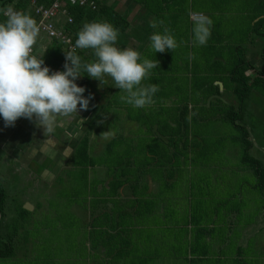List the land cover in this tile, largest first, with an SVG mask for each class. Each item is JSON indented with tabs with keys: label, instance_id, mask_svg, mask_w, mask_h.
I'll return each instance as SVG.
<instances>
[{
	"label": "rangeland",
	"instance_id": "obj_1",
	"mask_svg": "<svg viewBox=\"0 0 264 264\" xmlns=\"http://www.w3.org/2000/svg\"><path fill=\"white\" fill-rule=\"evenodd\" d=\"M224 19L226 25L223 23V26H221L223 28L227 27L228 31L223 32L231 34L236 40L243 37L242 34L247 32L241 29L240 26L243 24L239 21H235L238 23H235L236 26H232L231 21H233V18L225 15ZM150 54L145 52L143 60H151ZM200 58L201 61L197 64L196 76L201 82L208 72H228L234 67L227 57H223L224 60L217 67L216 63H212L208 56H200ZM188 64H179L177 71L174 70V81L160 89L162 94H172L177 101L190 98L188 93L181 91L182 86L189 80L188 92L194 91L191 99H200V96L195 94L196 89L193 87L194 78L192 75L195 69H192ZM159 71L160 64L154 70L152 76ZM181 76H184V79ZM257 89L256 92L264 93V85ZM252 91H254V88H248L244 91L243 107L239 98L233 94V88H231L230 93L224 95V98L228 100L232 109L239 113L236 114V124L239 127L249 129L248 134L250 137H247L250 140L252 136H255L258 139L257 145L264 143V123L261 124L260 120L255 119L249 128L250 122L246 123L245 111L243 110L251 101H255L252 99L255 97ZM161 96L163 95H157L158 98H161ZM216 107H219L220 112L224 114L228 113L230 109L225 108L223 105H217ZM131 114L134 117L136 116L135 111ZM170 116L161 117L159 115V117H156L154 114L149 115L150 118L157 119L161 123L168 121L160 120L161 118L171 119ZM121 122L118 121L117 123ZM204 122L205 124L200 123L197 128H194V131L205 138L208 147L204 149L199 144L201 140H197V147L192 156L194 158L197 156V148H201V151H207L208 149L212 155L207 161L210 164H221L214 168L205 169L193 165L194 163L188 164L185 162L183 150H181L182 155L178 157L177 162H170L168 158H162V164H156L154 162L155 153L160 151L167 153L171 149L170 146H165V149L151 151L147 144L140 143L139 150L135 153L128 152L129 154H126V150L124 152L121 149L122 144L115 145L112 150H106V145L119 137L117 127L110 123L108 126L100 127V125L89 130L86 127L88 132L86 137L94 147L91 152H88L87 161L85 160L87 168V179L85 181L81 171L73 164L75 160H71L70 164L67 165L76 168V170L63 171L64 167L67 166L65 165L62 172L56 173L53 183L44 182L35 191L29 190V188L34 187V184H32V179L25 171L9 175L10 178L3 182V186L9 192L10 198L21 199L22 196H25L30 200V205L35 207V210L30 220L20 224L21 232L18 240L20 239V242H23L21 238L25 239V244L18 246L15 257L1 260L0 264H129L130 261L109 258L105 248L103 251L101 250L103 253L91 248L93 246L92 238L87 228L90 220L87 221L86 217L90 214V205L96 202H104L102 203L104 204L103 207L99 205V211L102 212V208H104L106 214L102 213L100 216L95 217V224L100 225L103 223L100 219L111 224L112 221H115L121 225L123 231L131 228L132 231L134 230L130 235H135L132 239L135 242L127 249L131 254L133 264H264V197L256 192L254 188L256 178L251 171L246 170L243 181L240 178L237 181L235 180L237 168L242 167L239 158L246 145L242 141L243 133L240 132L239 128H234L230 122H227L228 124L216 122L217 124L214 125H212L213 122ZM117 123L115 124L117 125ZM125 128L129 129L130 134L132 131H137V134H139L140 130L145 131L148 129V127L140 126L136 128L125 126ZM90 130H94L93 133L96 132L98 139L93 141L90 137ZM109 130L113 133L112 136L107 139L100 136L101 133ZM162 137L164 138V136ZM236 137L240 140L235 141ZM256 151L257 149L254 147L252 151H247V153L249 156L260 160L264 165V154L259 152L258 155L254 156ZM141 162L144 163L145 167L140 166ZM53 163L55 162L52 158L44 161L48 169L51 168ZM88 165L91 168H88ZM121 167L124 171L128 167L127 170L130 172V175L123 180L124 183L126 182V186L122 188L124 192L128 195L132 191L137 200H140L143 196L139 210L144 211L145 207L154 206L153 213L145 218L148 221V228L142 231L138 227L139 223L137 225L133 222L131 213L134 203L128 201V197L123 201L122 195H119V193L115 197H108L107 195V184H113L110 181L111 176L117 179L124 176ZM137 167L148 169V173L137 174ZM226 172L232 173V182L230 186L226 187L225 185L220 188L219 192L228 199L231 198L230 196L233 197L228 203L230 207L238 209V212L233 215L226 213V209L218 206L215 200L203 199L200 196L211 190V181L224 180ZM148 176L151 178V183L146 181ZM202 180L208 183V188L204 187V191L200 186H197V182ZM188 181L192 185L191 190L185 187V183ZM129 183H132L134 189L131 190ZM147 185H151L152 189L148 190ZM144 190L149 192L143 195ZM89 195L91 199L88 198ZM99 196L101 198L96 199ZM146 196L150 197V200H143ZM222 200H224L223 197ZM162 201L169 202V204ZM7 203L9 206H14L10 200H7ZM185 203H187V206H185ZM194 204H196L195 218H202L205 215L212 217L216 210L215 214L218 215L220 220H227L228 228H230L229 235H227L224 227L219 229L218 236H216L217 240L214 237V245L208 248L206 251L207 257L201 263L195 258L196 254L192 255L186 252L183 243L187 231L184 227L186 212L188 209L192 212ZM93 208L95 211V207ZM252 228L253 230H251ZM254 228H257L256 231ZM153 232L162 233L157 242L150 240ZM146 236L147 238H144ZM190 258H193L192 261H190Z\"/></svg>",
	"mask_w": 264,
	"mask_h": 264
},
{
	"label": "crops",
	"instance_id": "obj_2",
	"mask_svg": "<svg viewBox=\"0 0 264 264\" xmlns=\"http://www.w3.org/2000/svg\"><path fill=\"white\" fill-rule=\"evenodd\" d=\"M100 1L105 3L107 6H112L114 8V11L119 16L126 19V22L128 24L127 31L125 32V34L118 35L115 46L120 49L131 48L139 52L140 60L138 61V63L143 62V54L145 52L151 53V60H157L162 67L168 61L172 60L180 59L181 62H183L187 59V50L191 53L193 52V50H195L197 55V62L201 61L200 56H205L204 53L207 51L213 52L214 58L211 60V62H222L223 58L219 59L216 57L220 55L219 47H225L226 45H229L230 42H232V44L236 46L237 41L242 38L240 37L236 40V38L231 34L223 32L228 31L227 27H222L223 23L226 25V20L224 19L226 15L229 18H233V21H231L232 26H236L235 23L238 22L235 21H239L241 24H243L242 26H240L241 29L247 31L246 33L242 34L243 37L245 36L244 46L246 47V60L252 66H255L257 70H264V40L262 37L260 38L258 36H254V33H251V30L257 28L258 24L260 26L259 31L261 33H263L264 31V0H139V2L135 0ZM190 12L203 13L212 21V25L210 28V38L203 46H197L193 44V22L189 16ZM62 20L63 17H60L58 24L59 22L62 23ZM153 21L157 22L156 28L150 27ZM160 21H163V25L159 24ZM164 27L169 28L171 34L176 35L175 40L178 45L176 54H172V52L167 49L164 53H155L154 50H152L150 47L151 35H153L154 33L163 34ZM53 40L54 39L49 38L45 34H39L37 43L33 47L35 55L45 58V54L50 50V45L52 44ZM217 46L218 48L215 49ZM212 48H214V50H212ZM184 52L186 53L184 54ZM190 60H192V57H190ZM256 69H248L244 72L245 77L249 79L247 84L250 88H254L252 94H254L253 96H255L252 98L255 101H251L248 106L243 109L246 114V123L250 122L248 126L249 128L250 125L254 123L255 119L260 120L261 124L264 123V93L255 91L258 86L252 87V85L254 84V79L256 77ZM153 73L154 71H151L150 76L142 81V83L145 85L151 83L158 84L159 90L154 94V96L161 95L162 92L160 91V89H163V87H166L167 84L172 83L173 81L169 79H173L174 77L165 76L166 79L165 82H163L161 76H152ZM211 73L213 75L211 76L214 80L213 83L217 85L219 87V91L222 92L223 87L226 86V82H228L229 80V73L222 71H213ZM176 78L178 79V76ZM181 78L184 79V76H181ZM80 79L81 78H79V80ZM79 87L85 88V92L83 94L85 98H87L90 94L92 96V99L89 102L88 110L78 111V117L64 118L59 121L54 133L49 138H46L44 136L43 129L36 127V125L32 121L20 118L15 122L14 127H5L3 119L0 118V173L4 181L10 178L11 175L19 174L25 171L30 179H32V184H34V187L29 188V190L35 191L39 189V186L44 182L53 183L55 175L62 172V168L69 162H71L72 156H74L75 152L80 146L79 144H81L80 140L82 142V139L87 133L86 127L89 129V127L87 126V122L91 120L93 113H95L99 117H101L102 114H104L105 116L96 123L97 126H95V128L99 127L100 125V127L108 126L110 123L111 125L114 124L117 127V135H119L118 138L121 139L119 140L117 138V140L119 141L117 146L122 144L121 149L124 152L126 150V154H129L128 152L131 151L133 153L137 152L139 150L140 143L147 144L158 140L157 136L162 137L164 135V138L162 137L160 141L166 143L168 142V135L170 136V134L168 133V128L176 124L173 123L172 119L165 118H161L160 120L163 119L168 121L161 123L157 119L150 118L149 115L154 114L156 115V117H159V115L161 117L166 116V112L169 111L170 108H176V104L174 102L177 99H175L174 96L170 98L172 99V102L169 98L160 99L158 97H154L156 99H154L153 104L148 105L144 108H134L125 101L121 100V96L126 94L120 92L119 89L114 88V81L110 77L105 76L102 83L94 79L87 78L84 83L80 84ZM188 89L189 87L186 83L182 86L181 91L188 93ZM114 93H116L117 95V105L113 104L109 111L104 113V108L107 107L108 103H113ZM223 99L226 100L225 98ZM225 104L227 106L230 105L228 100L225 101ZM199 105L200 104L196 105L197 109H199ZM207 105L209 104L207 103ZM186 107L190 110V113L192 115H195L196 118H193V123L190 124L191 134L189 133L190 135H187V145L184 146L183 140V144L179 146L180 149L184 151L185 162H187L188 164L194 163L193 165H197L200 168L202 167L205 169L214 168L218 165H221L220 163L210 164L207 161V159L212 155L211 151H209L208 149L207 151H201V148H197V156H195V158L192 156L197 147V140H201L199 144L204 149L208 147V145H206L207 142L205 138L198 132L194 131V128H197L200 123L205 124V120L201 119L200 116H197V114L193 112V110L197 109H194L195 106H193L191 103L186 104ZM133 111L136 112L135 117L131 114V112ZM79 118L86 121L82 126L79 123ZM118 121L122 122L117 123ZM207 122H213L212 125L217 124L218 122L227 124V122H225L220 117L215 118V120L212 121L208 120ZM115 123H117L118 126ZM125 126L130 128H136L138 126L148 127V129L145 131L140 130L139 134H137V131L134 132L131 129L132 133L130 134L129 129L125 128ZM161 126L165 127L166 130H161L158 128ZM150 127H152V129ZM93 131L94 130H90V137L94 141L98 138L96 137V132L93 133ZM246 131V141L250 143V147L247 151L250 152L255 147L257 151L254 153V156L258 155L259 152L261 154H264V143L256 145L258 139L255 136H252V138L249 140L248 137L250 136L248 133L250 131L249 129H246ZM153 135L154 137H152ZM236 140L238 141L240 140V138L236 137L235 141ZM130 143H132L131 147L126 146V144L129 145ZM85 145L87 146L88 154V152L92 151V148L94 146L92 147V144L89 143V140ZM165 146V144H161V147L165 148ZM33 148L35 149L34 152L31 151V149ZM242 151H244L242 152L243 155L246 152V149L244 148V150ZM169 152L170 153L167 154L168 157L172 154V150H169ZM159 153L162 152L160 151ZM242 155L239 158L240 165L242 167L240 169L237 168V176L235 177V180L237 181L240 178L243 181V179L245 178L246 170L251 171L252 173H254L256 178V184L254 185V188L260 196L264 197V192L260 191L258 178L255 171L245 166V164L243 163ZM250 157L259 161L260 166L263 169L264 165L260 160L253 156ZM49 158H52L55 162L51 165L50 169H48V167L44 164V161ZM88 168H91V166L88 165ZM136 169L138 170L137 174H142L144 172L148 173V169L146 168L137 167ZM71 170H76V168H72L70 167V165H67L63 169V171ZM83 174L85 181V179H87V168L83 172ZM225 174L226 177L224 180L220 179L218 182L211 181V190H209L206 194H201L200 196L203 199L215 200L218 206L226 209V213L233 215L236 214L235 212H238V209L230 207V205H228V203L231 201V198L233 197L230 196L231 198L228 199V197H224V195L219 192L220 188L224 187L225 185L226 187H228L232 182V173L226 172ZM146 181L148 183H151V178L148 176L146 178ZM124 186H126V184H124ZM191 186L192 185L189 181L185 183V187L189 190H191ZM197 186H200V188L204 191V187L208 188V183L205 180L198 181ZM122 188L119 190V195H122V200L125 201L126 197H128L127 200L131 201L132 204L134 203L131 213L133 222L137 223V225L139 223L138 227L141 228L140 231L148 228V221L145 218L149 217L153 213L154 206L145 207L144 211L139 210V206L142 204L143 196L140 200H137V198L132 194V191L131 194L127 195V193L124 192V189ZM147 188L148 190H151L152 186L147 185ZM148 190H144L143 195L149 192ZM222 197L224 198V200L221 201ZM88 198L91 199V196L89 195ZM99 198L101 197H97L96 199ZM143 200L148 201L150 200V197L146 196ZM10 201L13 205H21L23 209L25 204L30 205V200L25 196H22L21 199L10 198ZM162 202L169 204V202L166 201ZM102 203L104 202H100L98 206H94V204L90 205V214L86 217L87 221L90 220L87 228L91 238L92 234H97L100 231L102 232L101 229L105 228L100 227V225L105 224V220H101L100 218V221H102L103 223L99 221L101 223L100 225L95 224L93 226V224L96 223L95 217L100 216V214L102 213L106 214L104 212V208H102L104 206V204ZM99 205H102V212L99 211ZM30 206L32 208L31 211H27L26 209L24 210L29 213H33L35 207H33L32 205ZM185 206H187V203H185ZM93 207H95V211ZM181 207L183 208L182 204ZM195 209L196 204H194V210L192 212L189 209L186 212V224L184 225V227L187 231L184 236L183 243L185 245L186 252L192 255L196 254L195 258H197V260L200 261L199 263H201L207 257L206 251L208 250V248L214 245V237L217 240L216 236H218L219 229L224 227L225 231H227V235H229L230 228H228L227 220L222 221L220 220L218 215L215 214L216 210L212 217L205 215L202 216V218H195ZM119 229L121 230V225ZM256 229L257 228H254L255 231ZM251 230H253V228ZM133 231L132 228L123 231L124 233L120 234L119 236V241L114 244L117 248H119L118 251L121 253V255H123V257L120 258L119 261H130L129 264H133V262L131 261V254L127 250L130 248L131 244L133 245L135 242L132 240L134 239L135 235H130ZM161 236L162 233L153 232L150 240H152L153 242H157ZM144 238H147V236ZM106 244L107 243L101 244L95 250L103 253L101 252V250L103 251V246H106ZM192 259L193 258H190V261H192Z\"/></svg>",
	"mask_w": 264,
	"mask_h": 264
},
{
	"label": "clouds",
	"instance_id": "obj_3",
	"mask_svg": "<svg viewBox=\"0 0 264 264\" xmlns=\"http://www.w3.org/2000/svg\"><path fill=\"white\" fill-rule=\"evenodd\" d=\"M5 15L4 22H0V118L5 127H14L18 119L24 118L42 128L46 138L51 137L59 121L78 117V111L88 110L92 96L85 98V88L75 83L84 76L82 71L100 83L105 76L110 77L114 88L126 94L121 100L134 108L154 103L158 84L145 85L142 81L159 67V62L144 59L138 63L139 52L116 47L119 30L110 23H85L77 33L74 50L64 53V71L50 72L43 66L42 57L32 54L40 31L37 22L11 6ZM189 16L193 22V44L205 45L211 34V19L199 12H190ZM159 24L163 25V21ZM150 27L156 28L157 22L153 21ZM150 41L155 53H164L166 49L172 52L178 46L167 27L163 28V34L151 35ZM75 49L93 50L95 61L82 63ZM85 122L79 118L81 126ZM112 135L109 130L100 136L107 139Z\"/></svg>",
	"mask_w": 264,
	"mask_h": 264
},
{
	"label": "trees",
	"instance_id": "obj_4",
	"mask_svg": "<svg viewBox=\"0 0 264 264\" xmlns=\"http://www.w3.org/2000/svg\"><path fill=\"white\" fill-rule=\"evenodd\" d=\"M53 0H0V22H4L6 17L4 16V12L8 9V7H12L15 11H20L23 13H26L31 16L35 21L38 20V17L34 14L35 7L37 6H49L52 3ZM139 2V0H135ZM93 6V7H92ZM63 8L67 11V14L72 18V23L68 24L65 20L62 21V23L59 22L58 26H62L63 33L65 34L66 38L70 39V43L74 46L75 41L78 38L77 33L82 29L83 25L85 23H91V22H107L113 25L115 28L119 30L120 34H125L128 28V24L126 22V19L124 17L119 16L112 6H107L105 3H103L100 0H87V5L80 7L77 5H70L68 2L64 3ZM264 23V20H263ZM62 24V25H61ZM259 24L257 25V28L251 30V33H254V36L262 37L264 40V33H261ZM250 33V34H251ZM175 39V34H172ZM239 39V38H238ZM244 40L245 36L240 38L237 41V45L232 48L231 42L229 45H226L225 47H219V54L216 56L219 59H222L223 57H227L228 61H231L234 65L233 69H230L228 71L229 73V80L226 82V86L223 87V91H219V87L213 83V78L211 76L213 71L206 73L204 76L203 81L198 79L196 76L197 74V55L195 50L191 53L190 51H186L187 53V59L183 62H181L180 59L168 61L163 67L160 66V71L156 73L154 76H161V79L163 82H165V76L168 77H175L174 74L178 69L179 64H189L192 69H195L193 72L192 77L194 78L193 87L196 89V93L200 96V99L195 100L191 99V95L194 94V91L191 93L188 92L190 95V98H184L181 101L175 100L176 108H170V110L167 112V115H171V119L173 123L176 125H172L168 128V135L167 143L161 142V136H157L158 140L153 141L151 143H147L148 148L153 151L154 149H165L164 147H161V144H165L166 146H170V150H172V154L167 156L170 152H167L165 154L163 153H156V158L154 159V162L156 164H162V158H168L170 162H177L178 157L182 155L180 145L183 144L184 140V146L187 145V135L189 136L191 134V126L190 124L193 123V118H196L195 115H192L190 113V110L186 107V104L191 103L196 108L197 104H200L199 109L193 110L197 116H200L201 119L208 121V120H215V118H222L225 122H230L233 127L239 128L240 132L243 133L242 135V141L245 142V149L246 152L243 155V163L246 167H249L253 169L257 175L258 178V185L260 187V191L264 192V170L260 166L259 161L256 159L250 157L247 153V150L250 147V143L246 141V128L239 127L236 124V114H239L235 110L232 109V106H227L225 104L224 95L231 92V88L234 89V95H236L239 98V101L241 105L244 102V91L246 89L250 88L247 84L248 78L245 77L244 72L248 69L254 70L256 69L255 66H252L247 60H246V47L244 46ZM218 46L215 48L217 49ZM206 49V48H205ZM214 50V48H212ZM183 52V51H182ZM184 52V54L186 53ZM64 53H68L67 47L65 43L59 41V40H53L52 44L50 45V50L47 51L45 54V58H42L44 60L43 66H48L51 68L52 71L58 70L61 68V71H64L63 65L66 62L65 61V55ZM177 53V47L174 51H172V54ZM210 53V54H209ZM264 53V48H263ZM33 55L34 49L32 52ZM76 55H79L81 57L82 63H91L95 61V57L93 54V50L91 49H76L75 52ZM205 56H208L210 60L214 58L213 52L207 51L204 53ZM217 54V53H215ZM36 56V55H35ZM37 58H40L36 56ZM190 57H192V60H190ZM224 60V59H223ZM175 63V66H174ZM216 63V67L218 66L221 61L212 62ZM155 70V69H154ZM152 70V71H154ZM175 70V72H174ZM257 70V69H256ZM225 72V71H224ZM256 77L254 79V84L252 87L258 86L260 88L261 85H264V70H257ZM84 75L75 81L77 86H80L81 83H84L87 78V73L83 72L81 73ZM171 75V76H170ZM169 80L174 81V78H170ZM168 80V81H169ZM229 83V84H228ZM187 85L189 87V80L187 81ZM243 88V90H242ZM160 99H167L172 98V94H161ZM203 95V96H201ZM154 97H157L155 95ZM153 99H156L154 98ZM210 99L208 102L207 100ZM172 102V99H170ZM207 103L209 105H207ZM115 104L117 105V95L116 93L113 94V103H108L107 107L104 108V113L109 111L111 106ZM217 105H223L225 108H230L228 113L220 112V108L216 107ZM243 107V105H242ZM241 107V108H242ZM244 116V114H243ZM104 114L101 115V117L97 116L95 113L92 114V118L90 121L87 122V126L89 129L94 128L97 126V122L101 120V118H104ZM107 117V116H106ZM246 117V114H245ZM228 124V123H227ZM175 126V128H174ZM161 130H166L165 127L161 126L158 127ZM88 129V128H87ZM88 129V130H89ZM152 129V127H151ZM88 133V132H87ZM86 133V134H87ZM190 133V134H189ZM164 136V135H163ZM119 139V138H118ZM121 140V139H119ZM88 141L86 135L82 139L80 146L78 147L77 151L75 152L74 156H72V160H75L73 163L76 168H78L81 171V175L84 178L83 172L86 170L84 166L85 160L88 159L87 154V146L85 145ZM119 141L114 140L111 143H108L106 145V150H112L115 145H118ZM126 146L131 147L132 143L129 145L126 144ZM93 166V164H92ZM141 167H145L144 163H140ZM81 168V169H80ZM128 167H126V171L124 172L123 168L121 167V170L123 172L124 176H120L117 178H114L110 180L113 182L108 185V197L110 196H117L119 193V190L124 186L123 180L130 175V172L127 170ZM3 182H5L2 179V175L0 173V261L10 259L16 256L17 248L20 244H25V239L21 238L18 240L20 235V224H23L25 221H28L31 219V216L33 213H29L25 211L21 205H14L9 206L7 203V200H10L9 198V192L6 191V189L3 186ZM132 184V183H131ZM131 186V190L134 189ZM100 197V196H99ZM98 202L94 204V206H98ZM95 223L93 224V226ZM100 227H105L104 229H101L97 234H92V244L91 248L96 249L101 244L107 243L106 246H103V248L106 249L107 255L109 258L113 257L114 259L120 260V258L123 257L121 253L118 251L119 248L114 245L117 241L120 239V234L124 233L122 230H120V225L116 224L115 221H112L111 223H105L104 225H100ZM29 232V231H28ZM119 232V234H118ZM117 235V237H116Z\"/></svg>",
	"mask_w": 264,
	"mask_h": 264
},
{
	"label": "built area",
	"instance_id": "obj_5",
	"mask_svg": "<svg viewBox=\"0 0 264 264\" xmlns=\"http://www.w3.org/2000/svg\"><path fill=\"white\" fill-rule=\"evenodd\" d=\"M66 2H68L70 5H77L80 7L87 5V0H53L49 6L45 7L40 5L35 7L34 14L38 17L36 22L40 29L39 34H45L51 39H56L65 43L68 52H72L74 50V46L70 43V39L65 37L62 27L58 26L60 17H63L62 21L65 20L68 24L72 23V18L63 8L64 3ZM6 11L4 12L5 17ZM48 68L51 72V68ZM55 71H61V68Z\"/></svg>",
	"mask_w": 264,
	"mask_h": 264
},
{
	"label": "water",
	"instance_id": "obj_6",
	"mask_svg": "<svg viewBox=\"0 0 264 264\" xmlns=\"http://www.w3.org/2000/svg\"><path fill=\"white\" fill-rule=\"evenodd\" d=\"M24 209H26L27 211H31L32 210V208H31V206L29 204H25L24 205Z\"/></svg>",
	"mask_w": 264,
	"mask_h": 264
}]
</instances>
